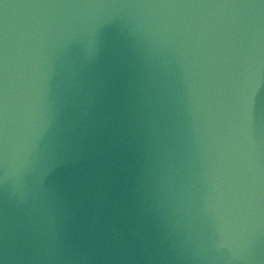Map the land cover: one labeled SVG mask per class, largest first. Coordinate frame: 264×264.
<instances>
[{
  "label": "clouds",
  "instance_id": "1",
  "mask_svg": "<svg viewBox=\"0 0 264 264\" xmlns=\"http://www.w3.org/2000/svg\"><path fill=\"white\" fill-rule=\"evenodd\" d=\"M262 87L264 0H0V264H264Z\"/></svg>",
  "mask_w": 264,
  "mask_h": 264
},
{
  "label": "water",
  "instance_id": "2",
  "mask_svg": "<svg viewBox=\"0 0 264 264\" xmlns=\"http://www.w3.org/2000/svg\"><path fill=\"white\" fill-rule=\"evenodd\" d=\"M131 78L132 71L127 66L119 65L113 72L109 86L108 103L117 112H119L122 105L125 103V89L128 87ZM175 88L180 101L177 105L179 110L180 105L184 103L182 87L179 82L176 83ZM254 109L258 116L264 118V87H262L254 97ZM115 164L116 167L114 170L120 177L115 184V189L122 194H126L127 188L133 183L132 178L135 171L134 162L130 155L124 154L115 161Z\"/></svg>",
  "mask_w": 264,
  "mask_h": 264
}]
</instances>
